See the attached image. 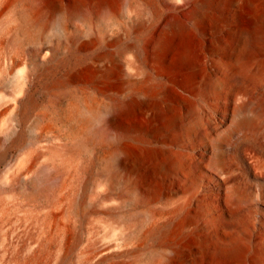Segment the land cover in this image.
Listing matches in <instances>:
<instances>
[{
	"label": "bare ground",
	"instance_id": "1",
	"mask_svg": "<svg viewBox=\"0 0 264 264\" xmlns=\"http://www.w3.org/2000/svg\"><path fill=\"white\" fill-rule=\"evenodd\" d=\"M121 1L114 0L117 10ZM131 1L141 16L146 3L159 2ZM169 1L164 15L128 29L117 22L125 40L114 43L118 56H130L127 77L112 63L95 72L94 90L110 101L103 109L89 101L84 117L74 111L87 132L55 152L91 184L104 224L124 242L94 264H135L142 253L156 264H264V0ZM82 4L71 1L74 16L85 13ZM62 5L34 8V25L48 29ZM51 53L44 44L36 57ZM167 53L185 78H152L149 63L166 66ZM19 95L15 105L32 102L25 86ZM128 115L144 118L147 129L127 126ZM85 150L92 153L76 161ZM71 202L65 216L82 210ZM129 204L149 210L121 215ZM58 229L62 244L70 221Z\"/></svg>",
	"mask_w": 264,
	"mask_h": 264
},
{
	"label": "rangeland",
	"instance_id": "2",
	"mask_svg": "<svg viewBox=\"0 0 264 264\" xmlns=\"http://www.w3.org/2000/svg\"><path fill=\"white\" fill-rule=\"evenodd\" d=\"M59 1L0 0V264H58L63 257L66 264H94L110 255L111 248L117 252L124 249L119 247L124 242H115L104 224L105 215L97 207L91 184L74 173V162L72 165L66 156L55 152L87 132L75 112L84 117L89 101L99 109L109 103L107 95L93 88L99 68L112 63L114 70H123L121 78L127 77L130 56L117 55L114 41L119 39L122 46L125 40L117 34V22L128 29L151 13L164 15L171 1H144L146 13L141 16L131 0H122L118 10L114 0H83L85 13L76 17L72 0H62V10L52 11L54 22L48 29L34 25L36 9L54 8ZM44 44L51 46L52 53L46 59L37 58V50ZM162 58L164 67L149 63L152 78H185L171 53ZM71 76L75 78L71 84H57ZM22 86L29 89L32 102L15 105L13 99L20 97ZM122 99L127 100L125 94ZM126 117L123 122L127 126L147 129L144 118ZM90 153L85 150L76 161ZM72 198L82 210L75 212L71 207L68 217L64 212ZM147 210L129 204L121 215L142 216ZM67 220L71 229L61 244L58 228ZM146 226L144 222L136 229L135 238ZM107 248L110 251H105ZM135 258L133 254L114 261L126 263ZM156 259L142 253L135 264H156Z\"/></svg>",
	"mask_w": 264,
	"mask_h": 264
}]
</instances>
